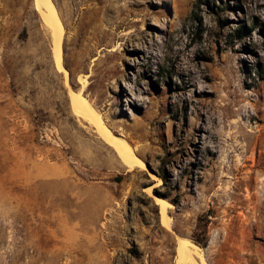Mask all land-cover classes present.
Returning a JSON list of instances; mask_svg holds the SVG:
<instances>
[{"label": "rangeland", "instance_id": "1", "mask_svg": "<svg viewBox=\"0 0 264 264\" xmlns=\"http://www.w3.org/2000/svg\"><path fill=\"white\" fill-rule=\"evenodd\" d=\"M53 2L61 64L0 0V264H264V0Z\"/></svg>", "mask_w": 264, "mask_h": 264}, {"label": "bare ground", "instance_id": "2", "mask_svg": "<svg viewBox=\"0 0 264 264\" xmlns=\"http://www.w3.org/2000/svg\"><path fill=\"white\" fill-rule=\"evenodd\" d=\"M36 3L37 6H39L43 10L45 18L53 29L52 31L54 46L55 50H57L56 53L58 62L61 64V41L63 39L64 29L56 6L54 5L53 0H36ZM81 101L84 104H88V101L86 99H81ZM105 129L106 128H104L103 135L105 138L103 139H105L107 143L113 149H115V151L121 156L124 162L128 164L132 169L139 167L142 163V160L132 152V149H130L129 145L124 141H121L122 139L120 140V138L111 133V131H105ZM154 197L156 198L157 203L160 205L163 225L167 228H171V218L168 215V210L171 208V204L165 201L163 198H160L159 196L157 197L154 195ZM198 250H200V248L197 246V244L195 245L187 238L179 237V244L177 246V264H188L189 262H192L193 264H206L204 255H202V253ZM195 256L201 259V262L195 260Z\"/></svg>", "mask_w": 264, "mask_h": 264}, {"label": "trees", "instance_id": "3", "mask_svg": "<svg viewBox=\"0 0 264 264\" xmlns=\"http://www.w3.org/2000/svg\"><path fill=\"white\" fill-rule=\"evenodd\" d=\"M196 243L200 244L202 247L206 246L207 242L204 241V242H201L199 240H194Z\"/></svg>", "mask_w": 264, "mask_h": 264}, {"label": "crops", "instance_id": "4", "mask_svg": "<svg viewBox=\"0 0 264 264\" xmlns=\"http://www.w3.org/2000/svg\"><path fill=\"white\" fill-rule=\"evenodd\" d=\"M164 226V225H163ZM164 227H166V226H164ZM167 228V227H166ZM168 229V228H167Z\"/></svg>", "mask_w": 264, "mask_h": 264}]
</instances>
